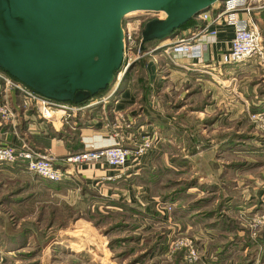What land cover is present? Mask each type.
Returning <instances> with one entry per match:
<instances>
[{
  "label": "rangeland",
  "instance_id": "rangeland-1",
  "mask_svg": "<svg viewBox=\"0 0 264 264\" xmlns=\"http://www.w3.org/2000/svg\"><path fill=\"white\" fill-rule=\"evenodd\" d=\"M165 15L163 12H156L141 16L148 20L152 17L163 18ZM256 21L260 26V19L257 18ZM142 27L143 25L138 27L137 33H133L135 40L130 44H134L135 49L130 50L132 56L138 49ZM157 44L156 41L147 42L142 50L155 49ZM155 50L157 51L158 48ZM143 56L136 58L135 61L141 60ZM135 61L125 72L129 71L128 80L142 103L149 104L148 101L153 100L149 97L152 91L156 93L155 98L160 99L156 102L169 105L183 102L181 95L186 91L184 96L186 109L195 108L207 102L209 95L206 96L203 93L199 95L201 88L194 82V78L190 79L191 83L186 81V84L185 82L178 84V79L175 77L178 72L175 70L170 79H164V83L159 84L163 85L161 90L165 92L159 94L158 88L161 86L152 87L139 61L136 64ZM246 65L249 67L235 66L232 75L227 73L225 76L226 70L223 67L216 73L218 79L224 83L215 81L220 87L226 84V88L230 91L229 109L218 107L216 114L219 110L225 109L232 119L227 120L223 127L217 128L215 137L219 142L213 145L212 155L204 153L196 159V165H194L193 157H189L187 161L189 163L184 165L173 164L170 160L167 161V165L157 164L162 172L157 176L156 184H151L149 187V194L157 195L161 203L170 204L172 208L178 206L180 211L184 209L182 219H179L177 215L180 211H177L176 215L174 212L171 213L167 221L161 222H155L146 216L143 217V214H137V221L133 223L122 210L108 211L105 204L98 205L99 210L90 209L91 202L101 195L97 197L88 192L84 195L80 192L81 187L78 189L73 185L59 188L47 187L41 184L40 179L34 177L31 172H27L23 166L15 165L22 170L0 172V243L7 245L5 249L0 247V264H151L154 261H157L156 264H175L173 254L183 250L182 257L185 253L184 248H177L173 254L171 253L170 258L163 257L162 254L150 253L148 248L160 238L163 244H169L172 239L181 235L194 238L198 257L192 264H264V224L255 225L253 219L256 213L262 210L251 207V200L247 198L249 190L256 184V178H260L261 181L264 176V149L260 150L262 145L258 143L255 136L257 134L264 136V132L260 131L254 118L250 117L252 112H259L251 108L260 106L261 100L257 101V97H262L258 90L264 87V70L252 61ZM164 69L161 72L162 78H166L168 73ZM225 79L227 81H223ZM120 81L122 83V78ZM116 82L118 83L117 78L103 96L111 93ZM107 101L108 98L92 105L98 108L101 104L102 108L108 112L105 106ZM165 107L163 109L170 110L171 106ZM169 112L174 115L172 119L176 122L178 117L182 116V113L178 116L173 114V111ZM196 120L192 118L189 122L193 124L192 122ZM68 122L71 130L74 126L72 123L77 124L75 118H70ZM158 129L160 133V127ZM193 129L195 133L192 132L193 136L190 138L193 143L203 144L207 141L209 136L205 135V132L203 134L198 131V128ZM232 131L248 132L251 136L237 138L224 149L223 136L227 135L226 132ZM160 135L162 136V133ZM166 140L171 141L172 138ZM161 150L166 156L174 153L180 155L183 152L173 141L169 144L164 143ZM233 161H245L247 167L241 168V164L234 168L231 165H223ZM193 177H196L197 182L201 184H216L217 190L211 195V200L202 199L207 194H212L205 188L191 186ZM140 181V179L136 180V184ZM181 186L183 188L176 191L177 195H174L179 198L174 201L170 200V196H167V199L161 197L163 192H171ZM244 187L247 188L244 189ZM221 202L223 205L218 212L222 213V216L218 217V220L220 218L230 222L232 220L231 226L234 227L232 230L228 228L223 230L218 225L207 224L213 219L196 213V207L200 210L212 209L217 208ZM189 204L194 206L187 209ZM187 223H193V225L187 227ZM24 228H29V231ZM162 238L165 239L162 240ZM221 249L224 250L226 257L220 259L221 255L217 251Z\"/></svg>",
  "mask_w": 264,
  "mask_h": 264
},
{
  "label": "crops",
  "instance_id": "crops-1",
  "mask_svg": "<svg viewBox=\"0 0 264 264\" xmlns=\"http://www.w3.org/2000/svg\"><path fill=\"white\" fill-rule=\"evenodd\" d=\"M217 4L218 2L216 1L212 6L215 7ZM257 16L260 19V28L264 38V10H260V14ZM199 22L198 20V23ZM198 23L181 29L179 33H189ZM232 33V26L223 24L218 27V32L215 37L208 35L200 36L198 41L202 43L203 52L199 59L188 57L181 51H171L170 54L167 53L166 48L173 37L160 40L157 44L159 48L157 52H155V57L157 59L155 61L156 72L152 79L149 77L150 85L152 87L154 85L156 87L161 86L158 88V91L160 90L159 94L165 93L161 90L163 85L159 84L164 83V79H170L174 70L178 72V74H176L177 76H175L178 79V84L184 82L186 84V81L191 83L190 79L194 78V82L199 84L201 88V94L199 95H202V93L206 96L209 95L206 103L197 105L195 108L186 109L187 104L186 101H184L186 91L181 95L183 96V102H177L178 104L169 105L168 103L163 104L162 102H156L160 99L155 98L156 93L154 91L149 94V97L153 100L150 99L148 101L149 104L146 102L142 103L137 97L138 94L136 95L134 92L130 80L123 82L120 89L118 86L121 81H118L119 85L117 82L114 84L112 88V90H115L114 93H112L114 99L112 102L105 105L108 112L102 108L101 104H99L98 108L93 105H88L83 112L74 117L77 124L75 125L74 122L72 123V125L74 124L72 130L70 129L71 125L68 124L57 122L52 125L51 123L41 120L34 110H28L21 114V108L19 107L21 100L19 92L15 89L6 92L2 80H0V104L4 101H10L13 106L20 109L18 124L20 136L39 149L49 148L56 154L58 161H62L63 158L72 152L83 149L87 142L97 145L112 143L115 132L119 137H122V144L133 151L140 142L141 134L144 130H152L154 128L159 131L158 127H160L162 140L159 141L154 148H150L140 155H133V152L130 153L127 163L123 167H111L102 159L74 163L68 162L67 166H69L71 177L67 182L61 183L76 186L78 189L82 185H85L88 189L99 193L101 196H99L97 200L91 202L90 209L99 210L98 205L102 206L109 200H117L119 202L126 201L141 205L144 211L143 217L146 216L149 220L155 222L167 221L170 218V214L173 213L174 208L171 209L168 217L163 216V214L155 209V200L159 198L153 193L149 194V187H151V184L142 181L136 184V181L130 179V177L140 174V172L142 173L145 169H150L152 171L157 170L158 163L167 165V161L170 160L171 156L176 154L174 153L170 154V156H166L161 150L164 143L168 144L173 141L185 152L186 141L193 136L192 132L195 133L193 128H198L200 133L205 132V135L209 136L207 141H204L209 143V146L194 154L190 155L184 153V155L190 158L193 157L194 165H196V159L204 153L212 155L211 151L213 145L219 142L215 137L217 128L223 127L227 120L232 119V116L229 115L225 109L219 110L218 114H216V109H218V107L229 109L230 102L228 101V96L230 91L226 88V84L221 85L224 87L223 88L215 81L219 80L217 77L218 74H216L219 66L215 65L214 60V58L219 59L221 54L229 49ZM150 58L152 57L150 56ZM250 61L251 60H243L238 63L223 65L222 67L226 70L225 76L227 73L232 75L235 66L239 68L243 66L249 67V65L246 64ZM163 69L168 71L167 77L165 76L166 78H162L161 72H163ZM227 79L223 81H227ZM219 81L224 83L222 80ZM118 89L119 91L116 93ZM258 93L262 96L261 98L257 97V101L259 100L260 102L261 100L260 106H262V109L258 111H264V87L260 88ZM158 96L162 97V95ZM158 104L160 106H158ZM166 105L171 106L170 110L163 109ZM260 106H258V108ZM169 111H173V114H177L178 116L182 113V116L178 117V122L172 119L174 115H171ZM222 111H224V113ZM192 118H196L197 120L193 121V124H190L189 120ZM28 125H35L36 129L29 130ZM194 125H196V127H194ZM4 135L8 141H20L19 138L7 131L6 125L0 127V136L4 137ZM169 138H172V140H166ZM257 140L260 145L264 144V139ZM4 166L6 165L0 166V172L7 171ZM244 183L246 184V182ZM247 187H244V189ZM252 188L253 189L249 190V192L252 193L247 195V198L249 197L248 199L251 200V207L254 206L259 210L261 208V210H264V176L261 181L260 178H256V184ZM109 209L116 211L118 207L110 205ZM136 217V214L130 213L131 219L137 221ZM192 225L193 223H187V227ZM162 242L163 241L159 243L156 250H151L150 253L162 254L163 257L170 258L174 251L171 252L172 254H166L168 243L163 244ZM182 258L183 256L180 258V264L182 263Z\"/></svg>",
  "mask_w": 264,
  "mask_h": 264
},
{
  "label": "water",
  "instance_id": "water-1",
  "mask_svg": "<svg viewBox=\"0 0 264 264\" xmlns=\"http://www.w3.org/2000/svg\"><path fill=\"white\" fill-rule=\"evenodd\" d=\"M216 1L0 0V69L43 96L87 103L110 88L122 67L123 19L166 13L144 22V49V41L174 37ZM147 71L152 79L154 60Z\"/></svg>",
  "mask_w": 264,
  "mask_h": 264
},
{
  "label": "built area",
  "instance_id": "built-area-1",
  "mask_svg": "<svg viewBox=\"0 0 264 264\" xmlns=\"http://www.w3.org/2000/svg\"><path fill=\"white\" fill-rule=\"evenodd\" d=\"M217 2V6L211 5L209 9L201 11L197 15L200 22L189 33L176 34L168 43L166 52L181 51L188 57L199 59L202 56L203 48L198 38L205 35L215 37L218 27L228 24L232 26L233 33L230 38L229 49L223 52L219 59L214 58L215 65L219 66L218 71L225 64L238 63L243 60H251L264 70V38L256 21L260 10H264V0H218ZM145 21L146 17L144 18L141 15L122 20L124 59L121 69L116 74L117 81H120L122 74L136 58L148 54L154 62L157 60L153 50L159 48V46L156 45L155 49L142 50L141 39L134 55H130V50L135 49L134 44H130L131 41L135 40V34L133 35V33H137V29ZM0 80H2L6 92H10L12 89L19 92L21 114L28 110H35L36 115L41 120L52 125L57 122L70 125L68 122L70 118L78 116L88 105H92L95 101L109 99L115 91L113 89L111 93L105 96L101 95L98 100L93 102H90L92 101L90 100L87 103L76 104L43 96L2 69H0ZM19 117L20 109L13 106L10 101H4L0 104V127L6 125L7 131L20 140L19 142L8 141L5 135L4 137L0 136V166L21 165L31 173L56 182H67L70 179L71 172L69 166H67L68 162L102 159L111 167L121 168L127 163L130 153L140 155L150 148H154L162 140V136L154 128L144 130L140 142L131 151L130 148L122 144V137H119L115 132L112 143L97 145L87 142L83 149L72 152L62 161H58L56 154L49 148L39 149L20 136L18 130ZM250 117L254 118L256 126L264 132V112H252ZM28 129L34 130L36 126L28 125ZM155 209L163 216L168 217L172 206L161 203L160 200L156 199ZM253 219L255 225L264 224V210L256 213ZM177 248L185 249L181 264H192L196 261L198 250L193 237L181 235L176 239H172L167 244L165 253L169 254Z\"/></svg>",
  "mask_w": 264,
  "mask_h": 264
},
{
  "label": "trees",
  "instance_id": "trees-1",
  "mask_svg": "<svg viewBox=\"0 0 264 264\" xmlns=\"http://www.w3.org/2000/svg\"><path fill=\"white\" fill-rule=\"evenodd\" d=\"M198 23V19H197V16H192L189 20H187L185 23H183L179 28L178 30L180 31L181 29L189 26V25H193V24H196ZM150 41H156L159 42L160 40L157 39V38H154V39H151V40H147V41H144L143 42V46L147 43V42H150ZM151 60L150 56H143L141 58V60H138L139 61V65L140 67L144 70V72L146 73L147 75V78L149 80V74H148V71H147V63L148 61ZM138 61H135V64L138 62ZM129 79V71L127 70V72H125V75L122 76V84L120 83V85L118 86L119 89L121 88V86L123 85V82H125L126 80ZM149 82V81H148ZM137 86V85H136ZM119 89L116 91V93L119 91ZM108 90V89H107ZM107 90H104V91H100L98 92L97 96H101L104 94V92H107ZM115 93V94H116ZM113 94L109 97L108 99V103L109 102H112V100L114 99L113 98ZM98 98V97H97ZM107 103V104H108ZM109 106V105H108ZM252 110H260L262 109V106H260L259 108L258 107H252L251 108ZM35 111V110H34ZM225 134L227 135H224L223 136V139L222 141H225L224 144H223V148L226 149V146H229V144L232 143V141H234L235 139L237 138H250V134L248 135V132H236V131H232V132H226ZM257 139H264V136L261 135V134H257L256 135ZM227 141V142H226ZM169 144V143H168ZM209 146V143H206L204 142L203 144H195L193 143V140L189 138L188 141H186V144H185V152H182V154H176L174 156H171L170 158V161H172L173 164H187L189 162H187L189 160V157H186L184 155V153H187V154H194L196 152H198L199 150L201 149H204L205 147H208ZM222 148V149H223ZM261 149H264V144L262 146H260V150ZM241 164V168L242 167H247V164H245V161H237V162H232V163H228V164H223V165H231L232 168H234L235 166H238ZM242 165H246V166H242ZM7 170H22L21 167L19 166H4ZM161 169H157V170H150V169H145L142 173L140 172V174H137V175H134L132 177H130V179L136 181V180H141L142 182H147V183H150V184H156L157 182V176H159V174H161ZM34 177L36 178H39L40 179V183L41 184H45L47 187H50L52 188V186H55L57 188L59 187H64L66 186L65 184L61 183V182H56V181H52V180H49V179H46L42 176H39L37 174H33ZM222 175V174H221ZM191 180H194L193 182H190L191 186H199V187H202L203 189L205 188L206 191H208L209 193H212V194H207V196H204L202 199L204 201H209L211 200V195L215 194L216 193V190H217V186L216 184H201L199 182H197V179L196 177H193ZM196 180V181H195ZM161 183V182H160ZM190 186V185H189ZM163 187V186H162ZM191 187V188H192ZM183 186H181L180 188H176L175 190L171 191V192H163L161 197H163L164 199H167L166 197L167 196H170V200H175L176 198H179V197H174V195H177L176 194V191L182 189ZM81 193L85 194V192H88L89 194L91 195H95V196H99L100 194L97 193V192H94L93 190H90L87 188V186L85 185H82L81 186V190H80ZM175 193V194H174ZM173 195V196H172ZM92 197V196H91ZM99 198V197H98ZM98 198L94 199V200H97ZM106 207L109 209V206L110 205H115L118 207V209L116 211H113L111 209H109L108 211H111V212H118V211H123L124 212V215L125 216H128V218H130V213H134V214H144V211L142 210V206L137 204V203H130V202H119L117 200H109L107 201V203H105ZM222 202L221 204L218 205L217 208H212V209H206V210H200L199 207H196L195 210H196V213H201L202 215H204L205 217H209L213 220L209 221L207 224H211V225H218L220 228H222L223 230H228V229H234V227L231 226V222L230 221H225L224 218H220V220H218V217L222 216V213L219 214V209L222 207ZM194 204H189V206L187 207V209H190L191 207H193ZM261 208V207H260ZM262 209V208H261ZM194 210V209H193ZM177 211H180L179 210V207H175L173 209V212L174 214L176 215ZM202 211V212H201ZM219 214V215H218ZM179 216V219H182V215H184V209L182 211H180L178 214ZM123 216V217H125ZM124 219V218H123ZM131 219V218H130ZM133 223H136V221L134 219H132ZM124 222V221H123ZM228 228V229H227ZM25 230L29 231V228H24ZM230 230V231H231ZM24 236H26L24 234ZM27 238H25L26 240ZM165 238H162V240H164ZM116 240V239H115ZM25 242V241H24ZM161 242V238L156 240L154 244H152L149 248H148V252H150L151 250H156L159 246V243ZM0 247L2 248H7V245H3L0 243ZM10 250V249H8ZM183 250H180V251H177L175 254H173V260L175 262V264H180V258H181V255H182V252ZM147 252V253H148ZM217 253L219 255H221L219 258H225L226 256L224 255V250L222 251V249L220 251H217ZM10 254H12L10 252ZM157 261H154L153 263L151 264H156Z\"/></svg>",
  "mask_w": 264,
  "mask_h": 264
},
{
  "label": "bare ground",
  "instance_id": "bare-ground-1",
  "mask_svg": "<svg viewBox=\"0 0 264 264\" xmlns=\"http://www.w3.org/2000/svg\"><path fill=\"white\" fill-rule=\"evenodd\" d=\"M138 11V10H137ZM158 12H163V13H165L163 10H159ZM166 14V13H165ZM109 93V92H108ZM112 95V94H111ZM95 100H98V99H92V101H90V102H93V101H95ZM96 102H98V101H95L94 103H96Z\"/></svg>",
  "mask_w": 264,
  "mask_h": 264
}]
</instances>
